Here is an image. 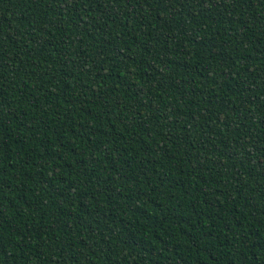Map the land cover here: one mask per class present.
I'll use <instances>...</instances> for the list:
<instances>
[{"label": "trees", "instance_id": "1", "mask_svg": "<svg viewBox=\"0 0 264 264\" xmlns=\"http://www.w3.org/2000/svg\"><path fill=\"white\" fill-rule=\"evenodd\" d=\"M0 264H264V0H0Z\"/></svg>", "mask_w": 264, "mask_h": 264}]
</instances>
